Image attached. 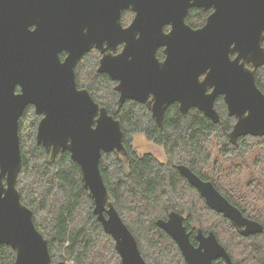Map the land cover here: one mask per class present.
Returning a JSON list of instances; mask_svg holds the SVG:
<instances>
[{"label": "water", "instance_id": "1", "mask_svg": "<svg viewBox=\"0 0 264 264\" xmlns=\"http://www.w3.org/2000/svg\"><path fill=\"white\" fill-rule=\"evenodd\" d=\"M193 7L210 10L197 28L185 21ZM125 9L134 12L127 26L121 21ZM263 41L264 0H0V245L15 251L13 264H66L52 262L16 185L22 166L19 118L27 105L40 116L36 142L51 159L67 150L79 165L93 213L112 237L120 264H149L100 171L103 152L126 155L127 149L120 120L88 89L77 87L74 68L86 51L100 50L97 70L116 81L118 104L126 99L146 104L159 127L172 103L184 114L197 108L217 123L215 100L222 96L235 118L228 138L236 145L241 136H264V93L255 78L264 65ZM160 47L162 60L156 55ZM177 169L241 235L264 230L212 181L185 164ZM156 224L187 264H214L219 258L236 264L212 231L198 228L193 244L183 214L171 211Z\"/></svg>", "mask_w": 264, "mask_h": 264}, {"label": "trees", "instance_id": "2", "mask_svg": "<svg viewBox=\"0 0 264 264\" xmlns=\"http://www.w3.org/2000/svg\"><path fill=\"white\" fill-rule=\"evenodd\" d=\"M208 13L193 7L185 20L193 27L201 26ZM131 15L123 12V22ZM158 56H163L161 49ZM98 58L95 49L84 55L76 66V81L120 120L127 154L103 152L100 171L110 199L135 236L143 258L149 264H187L175 241L156 224L177 211L184 215L193 243L198 228L204 233L212 231L236 264H264V230L241 235L228 218L205 203L177 169L178 164H185L202 179L212 181L245 216L264 226V136L245 135L236 145L231 143L228 132L235 118L227 114L222 96L215 100L220 114L217 123L197 108L184 114L172 103L159 127L145 104L127 99L118 105L114 81L96 70ZM255 78L264 93V65L256 70ZM39 119L31 105L19 118L22 166L16 185L21 201L33 211L36 228L47 240L52 262L120 264L112 237L93 213L94 201L83 185L77 162L67 150L51 159L50 152L36 142ZM139 132L163 146L165 163L150 153L136 152L132 138ZM14 260L12 247L0 245V264H13ZM214 264L228 263L219 258Z\"/></svg>", "mask_w": 264, "mask_h": 264}, {"label": "rangeland", "instance_id": "3", "mask_svg": "<svg viewBox=\"0 0 264 264\" xmlns=\"http://www.w3.org/2000/svg\"><path fill=\"white\" fill-rule=\"evenodd\" d=\"M132 146L140 155L150 153L162 163H165L167 160V156L163 146L153 143L142 132H139L133 136Z\"/></svg>", "mask_w": 264, "mask_h": 264}, {"label": "flooded vegetation", "instance_id": "4", "mask_svg": "<svg viewBox=\"0 0 264 264\" xmlns=\"http://www.w3.org/2000/svg\"><path fill=\"white\" fill-rule=\"evenodd\" d=\"M125 11H130L131 13H132V15H131V17H130V19L127 21V22H123V20H122V14H123V12H125ZM209 13H210V10H209ZM208 13V14H209ZM133 16H134V12L133 11H131L130 9H125V10H123L122 11V13H121V21H122V24H123V26H127L129 23H130V21L133 19ZM206 19V18H205ZM186 21V20H185ZM204 24V23H203ZM202 24V25H203ZM190 25V24H189ZM201 25V26H202ZM193 27V26H192ZM197 27H200V26H197ZM197 27H194V28H197ZM169 28V26H166L165 27V29L167 30ZM93 49H95L96 51H98L99 52V58H98V65H99V61H100V58H101V52H100V50H98L97 48H95V47H92L91 49H89L88 51H86L82 56H81V58L78 60V62L84 57V55L86 54V53H88V52H90L91 50H93ZM162 50V53H163V56L162 57H159L158 56V51L159 50ZM121 50V46L119 45L118 47H117V50L115 51V52H119ZM156 55H157V57L160 59V60H162L163 58H164V52H163V47H160V48H158L157 49V52H156ZM65 56H66V53L65 52H61L60 54H59V57L61 58V60H63L64 58H65ZM78 62H77V64H78ZM77 64H76V66H77ZM98 65H97V67H98ZM76 66H75V68H74V72H75V80H76ZM97 67H96V70H97ZM97 72H98V70H97ZM99 73H105L108 77H109V75L106 73V72H99ZM110 78V77H109ZM111 79V78H110ZM112 81H114V83L116 84V81L115 80H113V79H111ZM76 84H77V81H76ZM115 84H114V87H115ZM77 87L78 88H86V87H79L78 85H77ZM87 89V88H86ZM115 89V88H114ZM19 89L17 88V91H18ZM89 91V90H88ZM116 91V90H115ZM117 92V91H116ZM90 93V92H89ZM117 94H118V92H117ZM91 95V94H90ZM93 98V97H92ZM118 98H119V94H118ZM127 100V99H126ZM130 100H132V99H130ZM135 101V100H134ZM97 102V101H96ZM117 102H118V99H117ZM138 102V101H137ZM124 103V102H123ZM122 103V104H123ZM141 103V102H140ZM121 104V105H122ZM144 104V103H143ZM101 105V104H100ZM119 105V104H118ZM121 105H119V106H121ZM146 105V104H145ZM32 106V105H31ZM147 107V106H146ZM32 108H33V106H32ZM33 110H34V108H33ZM34 112H35V110H34ZM36 113V112H35ZM154 143V142H153ZM158 145V144H157ZM184 216V215H183ZM185 218V217H184ZM188 230V229H187ZM189 231V230H188ZM197 231V230H196ZM189 234H190V232H189ZM196 234V233H195ZM190 239H191V237H190ZM195 240H196V238H195ZM192 242V241H191ZM193 243V242H192ZM193 244H197V241H196V243H193Z\"/></svg>", "mask_w": 264, "mask_h": 264}]
</instances>
